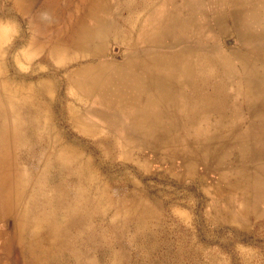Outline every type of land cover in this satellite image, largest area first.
Segmentation results:
<instances>
[{"label":"rangeland","instance_id":"1","mask_svg":"<svg viewBox=\"0 0 264 264\" xmlns=\"http://www.w3.org/2000/svg\"><path fill=\"white\" fill-rule=\"evenodd\" d=\"M56 13L58 28L87 34L98 52L51 73L39 58L23 57L17 68L34 80V67L45 66L44 77L55 82L52 125L88 167L44 188L37 250L7 239L19 225L13 213L0 219V264H264V219L242 210L243 195L228 184L234 173L225 149L211 141L216 132L184 131L178 115L137 114L129 84L130 0H59ZM27 16L0 0V24L10 29L3 45L10 71L12 56L32 36ZM223 44L240 42L231 34ZM107 47L105 57H93ZM111 59L115 65H95ZM77 70L91 81L77 78ZM74 80L86 85L79 89ZM105 81L111 84L102 94ZM69 105L77 109L72 115Z\"/></svg>","mask_w":264,"mask_h":264},{"label":"crops","instance_id":"2","mask_svg":"<svg viewBox=\"0 0 264 264\" xmlns=\"http://www.w3.org/2000/svg\"><path fill=\"white\" fill-rule=\"evenodd\" d=\"M130 17L137 114L178 115L184 131L216 132L211 141L225 149L242 210L264 219V0H130ZM231 34L239 46H224ZM110 84L99 83L102 94Z\"/></svg>","mask_w":264,"mask_h":264},{"label":"bare ground","instance_id":"3","mask_svg":"<svg viewBox=\"0 0 264 264\" xmlns=\"http://www.w3.org/2000/svg\"><path fill=\"white\" fill-rule=\"evenodd\" d=\"M11 1L19 13L28 14L25 20L32 36H25L28 48L12 56L15 70L10 71L3 47L10 29L0 24V219L13 213L19 223L17 233H7L6 237L25 241L32 251L36 249L37 226L43 220L40 202L44 188L51 180L68 181L72 177L69 173H85L88 166L81 160L82 153L68 145L52 125L55 82L52 77H44L45 66L34 67L32 73L37 75L34 80H25L18 68L23 57L29 62L39 58L40 63H48L47 71L51 73L60 67L67 69L72 61L98 51L86 38L87 34L79 30L70 36L69 26L57 27L59 0H23V7L19 0ZM42 15L47 17L42 20ZM73 49L86 54L72 56L69 52ZM97 71L98 77L104 75L101 69ZM67 79V84H71V79ZM85 85L83 81L78 88ZM68 108L70 115L77 110L72 105Z\"/></svg>","mask_w":264,"mask_h":264},{"label":"water","instance_id":"4","mask_svg":"<svg viewBox=\"0 0 264 264\" xmlns=\"http://www.w3.org/2000/svg\"><path fill=\"white\" fill-rule=\"evenodd\" d=\"M233 43V41L231 40V39H229V40H227V44H232Z\"/></svg>","mask_w":264,"mask_h":264}]
</instances>
